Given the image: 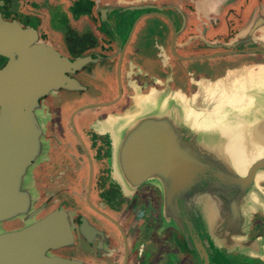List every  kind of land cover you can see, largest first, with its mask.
<instances>
[{
  "label": "flooded vegetation",
  "instance_id": "flooded-vegetation-1",
  "mask_svg": "<svg viewBox=\"0 0 264 264\" xmlns=\"http://www.w3.org/2000/svg\"><path fill=\"white\" fill-rule=\"evenodd\" d=\"M42 1L25 8V3L0 0V18L33 28L39 41L71 62L91 60L63 71L75 83L38 98L41 152L26 179L33 214L0 221V231L25 227L53 212L58 217L50 225L63 234L38 244L45 246V257L68 264H201L202 246L208 264H264V168L253 171L239 202L240 233L227 241L215 228L224 196L214 184L223 180L212 175L224 170L226 154L200 155L211 163L209 175L193 191L172 198L175 213L189 223L181 227L163 214L160 183L148 179L123 185L117 164L122 130L116 121L158 82L178 83L197 107L228 110V119L251 101L261 102L264 0H208L207 5L90 0L89 8V0H46L51 11ZM76 15L84 21L74 22ZM8 60L0 54V67ZM247 136L252 143L248 160L264 157V121L252 124Z\"/></svg>",
  "mask_w": 264,
  "mask_h": 264
},
{
  "label": "water",
  "instance_id": "water-1",
  "mask_svg": "<svg viewBox=\"0 0 264 264\" xmlns=\"http://www.w3.org/2000/svg\"><path fill=\"white\" fill-rule=\"evenodd\" d=\"M5 34L10 38H5ZM0 54L9 56L8 62L0 67L2 221L16 216L28 218L33 214L30 210L33 196L26 188V179L32 161L41 152L43 121L38 112V98L59 85L69 87L75 83L64 76L63 71L80 67L91 59L81 57L71 62L39 41L33 28H22L14 20L1 18ZM155 85L151 92L137 98L134 110L116 119L122 130L117 154L120 180L127 186L148 179L160 183L164 191V216L184 227V223H189L175 213L172 198L177 193L185 195L193 191L200 186L201 179L209 175L205 172L211 170V163L203 161L200 155L211 158L226 154L224 170L212 175L223 180L221 185L217 181L214 185L221 186L224 196L215 228L229 241L231 235L240 233L239 202L253 171L264 168L263 156L249 159L243 172L234 167L236 155L247 158L252 151L248 128L264 121V96L261 102L251 101L247 108L232 112L234 115L228 119V110L224 112L216 106L205 110L197 107L190 96L181 92L178 83L166 81ZM239 171L241 173L237 174ZM55 217L58 216L52 212L25 227L0 231V264H68L65 259L45 257V246L38 244L39 239L61 238L63 233L50 225ZM190 237L193 241L194 234ZM200 250L201 264H208L205 248L202 246Z\"/></svg>",
  "mask_w": 264,
  "mask_h": 264
},
{
  "label": "rangeland",
  "instance_id": "rangeland-1",
  "mask_svg": "<svg viewBox=\"0 0 264 264\" xmlns=\"http://www.w3.org/2000/svg\"><path fill=\"white\" fill-rule=\"evenodd\" d=\"M33 1L34 0H14V3H15V5H19V4H23V3H25V8H30V7H33ZM198 1V3H204V4H206L207 5V2H208V0H197ZM81 3H83L84 4V2L83 1H81L80 3H79V5H81ZM42 4L45 6V9H47L48 11H51L52 9L50 8V6H51V4H49V2L48 1H46V0H43L42 1ZM79 5H77V6H79ZM24 6V5H23ZM57 13V12H56ZM55 13V14H56ZM52 15H53V13H52ZM57 15V14H56ZM61 15H59L58 17H60ZM72 20L74 21V22H80V21H84V19L82 18V16L80 17V16H78V15H76V17L74 16V17H72ZM58 27L59 26H61L60 24H59V20H58V22H57V24H56ZM62 26H64V25H62ZM87 30H89V31H91L90 30V28H88ZM263 185V184H262ZM191 203V205H192V207H194L195 209H193L194 211H195V213L196 212H198V208H197V204L196 203H194L193 201H191L190 202ZM253 210H255V209H253ZM253 210L251 211L252 212V214H253ZM256 211H258L257 209H256ZM259 212H261V209H259ZM252 216V215H251ZM256 221H258V217H256L255 218V222ZM264 231V230H263Z\"/></svg>",
  "mask_w": 264,
  "mask_h": 264
},
{
  "label": "bare ground",
  "instance_id": "bare-ground-1",
  "mask_svg": "<svg viewBox=\"0 0 264 264\" xmlns=\"http://www.w3.org/2000/svg\"><path fill=\"white\" fill-rule=\"evenodd\" d=\"M233 156H235L234 153H233ZM234 159H235L234 160L235 167L238 168L239 170H242L248 161V158L240 157L238 155H236Z\"/></svg>",
  "mask_w": 264,
  "mask_h": 264
},
{
  "label": "trees",
  "instance_id": "trees-1",
  "mask_svg": "<svg viewBox=\"0 0 264 264\" xmlns=\"http://www.w3.org/2000/svg\"><path fill=\"white\" fill-rule=\"evenodd\" d=\"M91 3H92V1L89 0V1L86 3V6L89 8V5H91ZM76 4L79 5V2H77ZM78 8H80V7L78 6L77 9H78Z\"/></svg>",
  "mask_w": 264,
  "mask_h": 264
}]
</instances>
